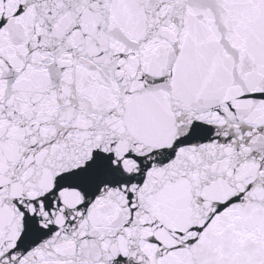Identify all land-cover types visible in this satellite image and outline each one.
I'll list each match as a JSON object with an SVG mask.
<instances>
[{"label":"snow or ice","instance_id":"snow-or-ice-1","mask_svg":"<svg viewBox=\"0 0 264 264\" xmlns=\"http://www.w3.org/2000/svg\"><path fill=\"white\" fill-rule=\"evenodd\" d=\"M0 264H264V0H0Z\"/></svg>","mask_w":264,"mask_h":264}]
</instances>
